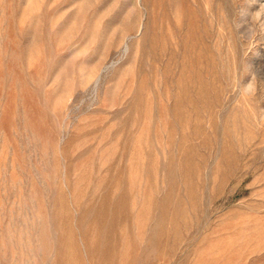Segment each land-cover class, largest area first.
Returning a JSON list of instances; mask_svg holds the SVG:
<instances>
[{"label": "rangeland", "instance_id": "374dc122", "mask_svg": "<svg viewBox=\"0 0 264 264\" xmlns=\"http://www.w3.org/2000/svg\"><path fill=\"white\" fill-rule=\"evenodd\" d=\"M0 264H264V0H0Z\"/></svg>", "mask_w": 264, "mask_h": 264}]
</instances>
